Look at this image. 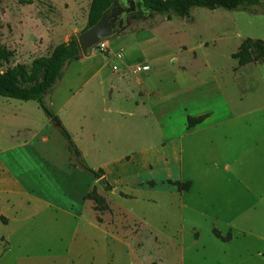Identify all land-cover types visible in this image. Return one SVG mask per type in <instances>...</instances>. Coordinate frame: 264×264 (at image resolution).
Here are the masks:
<instances>
[{"label": "rangeland", "instance_id": "obj_1", "mask_svg": "<svg viewBox=\"0 0 264 264\" xmlns=\"http://www.w3.org/2000/svg\"><path fill=\"white\" fill-rule=\"evenodd\" d=\"M84 4L82 0L76 9L72 0H0V50L9 53L7 61L0 60V73L15 65L29 68L80 33L87 20ZM154 21L158 24L149 28L147 18L122 19L121 31L104 41L108 52L93 48L88 56L81 55L44 96L53 113L64 104L70 109L88 101L101 111L109 76H151L150 88L158 93L165 83L168 93L175 92L173 76L206 80L186 94L168 97L161 108L164 102L152 98L159 101L152 115L146 105H133L136 88L129 101L105 99L108 114L102 124L88 125L96 135L93 144L70 126L84 162L103 170L109 190L81 169L64 178L71 172L72 154L59 127L35 101L0 97V147L31 137L41 159L60 173L42 166L39 183L27 180L32 185L21 176L20 185L26 184L22 192L35 200L30 207L17 206V198H0V264H264V63L238 66L232 58L247 38L264 43V13L196 7L189 18L155 15ZM136 65L149 70L135 73ZM114 107L135 109L134 117L115 118ZM204 109L217 125L185 139L181 163L171 153L167 164L146 156L157 163L148 174L152 178L179 179L181 171L193 184L189 196L176 194L166 179L150 187L139 150L180 137L183 114L194 116ZM196 142L210 144L216 152L207 157L193 148ZM125 153L127 160L112 162ZM8 163L14 172L19 168L17 157H8ZM120 172L139 175L134 187L141 194L119 192ZM156 189L166 192H145ZM90 193L102 198L104 211H96L86 199ZM213 228L221 237L231 229L232 240L221 242Z\"/></svg>", "mask_w": 264, "mask_h": 264}, {"label": "crops", "instance_id": "obj_2", "mask_svg": "<svg viewBox=\"0 0 264 264\" xmlns=\"http://www.w3.org/2000/svg\"><path fill=\"white\" fill-rule=\"evenodd\" d=\"M51 2L54 3V0H51ZM72 2H74L75 8L79 9V6L81 5L82 0H72ZM90 2H91V0H85V4H86L85 7H86L87 14H88ZM61 4H64V2ZM109 77H110V80H109L110 82L108 85L109 89L107 90V93L104 96L105 98L103 97V103L106 104L107 101L108 102L109 101H115L117 99H123L125 101H129L130 100L129 99V97H130L129 92L134 93L135 88H136V91H135L136 96L133 98L134 99L133 105L137 106L139 103L141 104V106L146 105L147 108H145V110H148V113L151 115L153 114V109H158L157 103L159 102V101L155 102L154 99H152V98H158L160 101L164 102V104L162 103L160 105V108H161L166 104V100L168 99V97H174L176 95H179L182 92H184L186 94V91H190V88H193V89L196 88L197 89V87H199V85H200L199 84L200 82L206 81V80H204V78H201L200 76H173V81L171 82V84H172L171 88H174L175 92L173 90V92L168 93L167 92L168 86L165 87L164 85H167V83H165V84L161 85V87L163 89L161 92L158 93V92H154L150 88V82L152 81L151 76H145L146 78L144 76H141V77L139 76V78H136L134 76H109ZM107 78L108 77H105V79H107ZM132 83L134 85H136L137 87H134V89H133L134 85H132ZM88 98H86V99H88ZM147 101H149V102H147ZM105 104H103L101 111H99L98 108L94 107L93 104H90L89 101L86 104H82L81 106H75V107L70 108V109L67 107L68 104H64L63 108L61 107L62 109L58 108V109L54 110V113L58 115L60 125H62L65 128V130L68 132L69 136L71 137L72 142L74 143L76 148L79 150V152L81 154V158L83 161H84V159H83L84 154H82L83 151L81 149V146L78 145L79 143L74 141V140H76V137H74V135H72V133L70 131V126H75L78 129V136L80 137V139L81 138H84V139L87 138V139H89V143L93 144L96 135L94 132L87 130L88 125L91 124L92 126H94L97 124H102L103 119L108 114V112H107L108 110L105 108ZM134 111H135V109H125L122 107H114L113 113H114V115H116L115 118H121V119L129 120V119H132V117H134L133 116V114H135ZM210 114L211 113L207 109L200 111L199 113L195 114L194 116L188 115V113L185 112L183 115L186 116V119H187V117L195 118V117H199V116H204V120L200 124L190 128V129H187L185 127L186 126V122H185L183 125L184 129H183L182 135L180 137L173 138V139H166L165 140L166 143H162V141H158L157 143H154V145H151V146H148L147 148H143V149L139 150L138 155L141 158L140 159L142 162L141 164L146 169V171H148L147 176H145L148 179V182L166 179V180H170V181H178L181 183L190 182V189H191V187H193V184L191 183V181L187 180L186 178H184L181 175V173H182L181 171H179L180 172L179 173V179H172V178H170L169 175H162V177H158V178L150 177V175H148V174H150V171H152L153 168H155L157 163L152 161L151 159L150 160L152 162L149 161V159H147L146 156L148 154H151V156L156 157L158 161H161V162L167 164L168 158H166V156H168V153H171L173 156V160L174 161L178 160V163L179 162L181 163V161H182L181 155L184 151L183 143L185 142V139L190 140L191 138L198 135L199 133H201V132L203 133V131H206V130L210 129L211 127H215L217 125V121H213V117L210 116ZM126 120H124V122H126ZM15 142H20V141L15 140ZM209 145L210 144H208V146H207L205 144H202V142H196V143H194L193 148L194 149L201 148L200 153L205 154V155L208 154V156H210L211 154L209 152H211V151L216 152V151L212 148L210 149ZM207 147H209L208 152L205 151ZM16 149H21L20 152H22V154H13V151ZM93 149H95L97 154H100L99 153L100 150L98 151L96 146L95 147L93 146ZM126 154H129V153L122 154L121 156H118V158L112 159L113 160L112 162H121V161L127 160L126 158H128V156H126ZM131 154H135V153L131 152ZM0 156H4L3 159L0 158V198L8 197L10 199V201H13L17 198V200L19 199L17 206H18V204L19 205L21 204V205H25L26 207H30L32 205L33 201H35L31 196L27 197L22 192V189L25 188L24 186L26 184L20 185L21 176H23L25 179L27 178L26 181L32 180L33 181L32 184H35V182L39 183L40 178H41L40 168L42 166L45 167L46 171L52 172V174H55V175L60 174L55 168L48 165L45 161H43L41 159V157L38 155V153L36 152V150L33 147L31 137L29 139H27V141H22L20 143H16V145H14V146L11 145V146H8L6 148L0 147ZM7 156L10 159L13 157V160H14V157H17V161L19 162V168L17 167L18 170L16 169V172H14L12 169H10V164L8 163V157ZM28 162H31V164L33 166L32 167H31V165L29 166ZM20 166H22V168H20ZM88 167H90V166H88ZM90 168H92V167H90ZM70 169H71V172L69 174H67V176L62 175V173H61V175L64 178H68L75 173V171H76L75 169L83 170L79 166H73V156H72V166ZM92 169H94V168H92ZM94 170H97V169H94ZM179 170H181L180 165H179ZM84 172L89 175L88 172H86V171H84ZM124 174H126V173L120 172L118 174V178H117L118 180L117 181H118V185H120V186H118L119 192H121V193L137 192V193L141 194L142 190H137L134 187L135 186L134 184H136V182L141 180L139 175L135 174L134 176H131V175L123 176ZM27 182H28V184L32 185L29 181H27ZM123 186L126 187V189H123ZM190 189L188 191H182V192L176 191V194H179L182 197L183 196L187 197V196H189L188 194H189ZM150 191H159L160 192V191H164V190L156 189V190H148L145 192H150ZM164 192H166V191H164ZM136 197H134V198H136ZM79 198H80V196H79ZM5 203H7V202H5ZM17 206H15L16 210L18 209ZM45 206H47L48 208L51 207L50 204H48V203ZM12 209H13V211H15L14 208H12ZM10 216H13V217H11L12 220H16L14 215H10ZM213 229H215V228H213ZM215 230H217L219 233H222L218 229H215ZM228 232H230V240L226 241V243L230 242L232 240L231 229H229ZM261 256H263V255L261 254Z\"/></svg>", "mask_w": 264, "mask_h": 264}, {"label": "trees", "instance_id": "obj_3", "mask_svg": "<svg viewBox=\"0 0 264 264\" xmlns=\"http://www.w3.org/2000/svg\"><path fill=\"white\" fill-rule=\"evenodd\" d=\"M116 0H91L87 21L84 27L95 24L101 14L110 8ZM134 6L126 12L125 18L128 20L148 19L149 28L154 27L158 22L154 21L155 15H159L164 20H170L172 16L183 19L189 18L192 8H203L210 11L223 9L227 11L250 10L264 13V0H133ZM83 29V30H84ZM9 53L0 50V60L7 61ZM81 58L79 45L76 36L68 42L56 45L49 56L39 57L32 61L29 68L24 65H15L10 69L0 73V97L19 101H35L39 108L48 118L55 114L50 111L44 102V96L50 93L56 83L61 79L64 69L72 62ZM237 60L238 66L250 63H264V43L261 40L245 39L238 47L237 52L232 55ZM204 120V116L187 117L186 128L190 129ZM59 129L68 143V148L73 156V166H79L88 172L94 179L98 180L103 175V170H94L88 167L81 158L79 150L71 140L68 132L60 125ZM177 192L188 191L190 182L167 181ZM148 185L154 187V182L149 181ZM109 190L110 186H104ZM86 199L95 203V210L102 212L106 209L102 198L94 193L86 195ZM100 223V219L96 218ZM212 234L222 242L230 240V234L221 237L215 229Z\"/></svg>", "mask_w": 264, "mask_h": 264}, {"label": "water", "instance_id": "obj_4", "mask_svg": "<svg viewBox=\"0 0 264 264\" xmlns=\"http://www.w3.org/2000/svg\"><path fill=\"white\" fill-rule=\"evenodd\" d=\"M128 6H134V1H128L127 6H118L116 1L113 5L105 10L98 21L90 27L85 28L76 35L80 53L86 57L90 51L100 42L109 40L115 37L120 31V22L126 16ZM50 123L55 127H59L58 116L50 118ZM105 183V178L101 177L97 180V185L102 186Z\"/></svg>", "mask_w": 264, "mask_h": 264}, {"label": "built area", "instance_id": "obj_5", "mask_svg": "<svg viewBox=\"0 0 264 264\" xmlns=\"http://www.w3.org/2000/svg\"><path fill=\"white\" fill-rule=\"evenodd\" d=\"M94 49L100 51L101 53H106L108 52L106 49H105V42L102 41L100 42L99 44H97ZM114 57L116 58H120V55H115ZM111 69L113 71H116L117 70V65H112ZM149 70V66L147 65H136L134 68H133V71L135 73H146L147 71Z\"/></svg>", "mask_w": 264, "mask_h": 264}, {"label": "flooded vegetation", "instance_id": "obj_6", "mask_svg": "<svg viewBox=\"0 0 264 264\" xmlns=\"http://www.w3.org/2000/svg\"><path fill=\"white\" fill-rule=\"evenodd\" d=\"M128 1H131V0H116V4L118 5V6H127V2ZM133 6H131V7H129L128 6V9L129 8H132ZM125 17H123V19H124Z\"/></svg>", "mask_w": 264, "mask_h": 264}]
</instances>
